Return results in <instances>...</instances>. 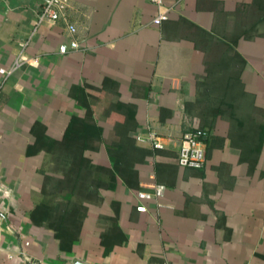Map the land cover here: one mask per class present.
Wrapping results in <instances>:
<instances>
[{
	"label": "crops",
	"instance_id": "obj_1",
	"mask_svg": "<svg viewBox=\"0 0 264 264\" xmlns=\"http://www.w3.org/2000/svg\"><path fill=\"white\" fill-rule=\"evenodd\" d=\"M44 3L0 0V70L15 68L0 93V264H264V0H165L160 26L146 0H67L74 50L64 22L39 23ZM73 118L103 129L96 166L114 168L111 140L134 148L127 179L77 193L62 249L31 215L61 192L46 147ZM191 130L200 170L177 163ZM152 133L163 149L138 141ZM157 185L162 198L139 199Z\"/></svg>",
	"mask_w": 264,
	"mask_h": 264
},
{
	"label": "trees",
	"instance_id": "obj_2",
	"mask_svg": "<svg viewBox=\"0 0 264 264\" xmlns=\"http://www.w3.org/2000/svg\"><path fill=\"white\" fill-rule=\"evenodd\" d=\"M195 131L202 139L201 134ZM105 139L102 128L89 127L88 124L73 118L64 139L46 147V155H50L52 150L57 153L53 172L62 176L57 185L61 192L49 194L44 191L43 201L33 210L31 220L36 225L47 224L52 228L62 249L74 241L71 242L70 228L81 221L79 214L83 209L82 204L73 200L77 193L90 191L92 186L96 190L105 189L109 183L117 180V176L124 179L128 177V161L122 152L124 147L134 148L128 138L119 137L110 144L112 149L108 148L110 155L115 158L113 169L96 166L92 159L87 157L86 152L97 149L95 144H102ZM45 164L47 158L44 168ZM42 173L45 175V181H50L51 176L46 174L45 169Z\"/></svg>",
	"mask_w": 264,
	"mask_h": 264
},
{
	"label": "built area",
	"instance_id": "obj_3",
	"mask_svg": "<svg viewBox=\"0 0 264 264\" xmlns=\"http://www.w3.org/2000/svg\"><path fill=\"white\" fill-rule=\"evenodd\" d=\"M153 4L157 8V15L153 19V24L155 26H160L164 22L170 19L172 8L165 4V0H146ZM67 0H45L44 6L38 15L39 23L45 21L51 22H64L67 26L68 34L72 38L70 44L71 49H77L79 44L75 39L76 27L69 24L68 12H67ZM68 46H61L60 52L67 53ZM15 68L10 70L1 69L0 73L3 76V81L0 83V93L4 89V84L6 80L12 75ZM140 142H148L154 149H163L164 145L161 139L155 136L154 133L147 135V137H138ZM177 163L181 168L186 169H203L207 163V152L206 144L201 139L200 135L195 131H188L183 134L181 138V144L178 150ZM166 192L165 186L157 185L154 187L152 192H140L138 194L141 200H159L164 196ZM139 211L145 212L147 208L142 205L138 207Z\"/></svg>",
	"mask_w": 264,
	"mask_h": 264
},
{
	"label": "rangeland",
	"instance_id": "obj_4",
	"mask_svg": "<svg viewBox=\"0 0 264 264\" xmlns=\"http://www.w3.org/2000/svg\"><path fill=\"white\" fill-rule=\"evenodd\" d=\"M103 110V112H102V117L103 118H106V117H109L108 115H109V113H106L107 111H108V109L107 108H104V109H102ZM106 113V114H105ZM111 142H113L112 140H111ZM55 183H57V182H54V184Z\"/></svg>",
	"mask_w": 264,
	"mask_h": 264
}]
</instances>
